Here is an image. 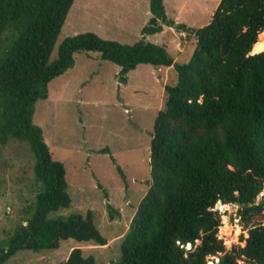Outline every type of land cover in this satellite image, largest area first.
Segmentation results:
<instances>
[{"label": "trees", "instance_id": "16d2710c", "mask_svg": "<svg viewBox=\"0 0 264 264\" xmlns=\"http://www.w3.org/2000/svg\"><path fill=\"white\" fill-rule=\"evenodd\" d=\"M74 1L0 0V148L10 141L26 144L40 188L31 217L0 242V264L21 251L58 250L67 240L107 244L91 211L50 217L71 199L65 168L33 123L49 83L73 68L81 53L117 66L120 84L140 65L171 68L177 77L164 87L150 147V186L116 264H215L208 258L216 264H264V37L258 41L264 0H220L200 29L175 24L163 0H149L150 19L136 43L79 34L66 38L51 62ZM164 26L196 39L187 64L146 40ZM218 203L238 208L242 234L231 250L218 237ZM62 264L96 263L75 248Z\"/></svg>", "mask_w": 264, "mask_h": 264}, {"label": "rangeland", "instance_id": "374dc122", "mask_svg": "<svg viewBox=\"0 0 264 264\" xmlns=\"http://www.w3.org/2000/svg\"><path fill=\"white\" fill-rule=\"evenodd\" d=\"M163 2L167 17L175 24L200 29L210 22L220 0ZM149 19V0H75L50 61L57 59L58 48L66 38L79 34L93 33L104 40L132 45L140 40ZM178 33L174 27L164 26L160 34L146 40L165 47L177 63L187 64L196 49V39ZM261 36L264 32L258 41ZM74 60L73 68L49 83L48 99L36 103L33 123L41 128L53 159L65 168L71 199L67 209L50 217L91 211L94 225L107 244L67 240L58 250L18 252L6 264H62L75 248L96 264H116L120 245L149 189L154 121L164 108V87L177 82L176 73L171 68L158 72L140 65L127 75L126 84H120L119 68L100 60L98 54L81 53ZM33 166L26 144L10 141L0 148V242L33 213L40 191ZM216 209L222 219L218 237L231 250L242 234L238 208ZM208 260L218 262L216 258Z\"/></svg>", "mask_w": 264, "mask_h": 264}, {"label": "crops", "instance_id": "0c3cea01", "mask_svg": "<svg viewBox=\"0 0 264 264\" xmlns=\"http://www.w3.org/2000/svg\"><path fill=\"white\" fill-rule=\"evenodd\" d=\"M169 19H171V18H169ZM172 20V19H171ZM149 21V20H148ZM175 21V20H174ZM185 25V24H184ZM187 26V25H186ZM187 27H189V26H187ZM164 28V27H163ZM189 28H191V27H189ZM194 29V28H193ZM181 37H186V35L187 34H185V33H178ZM149 37H147V39H148ZM167 50V49H166ZM178 51L179 52H182V50H181V48L180 47H178ZM175 62H176V60L175 59H173ZM161 69L162 68H159V69H157V71L159 72V71H161ZM166 69H170V68H166Z\"/></svg>", "mask_w": 264, "mask_h": 264}, {"label": "water", "instance_id": "95a60500", "mask_svg": "<svg viewBox=\"0 0 264 264\" xmlns=\"http://www.w3.org/2000/svg\"><path fill=\"white\" fill-rule=\"evenodd\" d=\"M263 51H264V50H263ZM261 52H262V51H261ZM217 207H221V204H220V203H218V204H217Z\"/></svg>", "mask_w": 264, "mask_h": 264}]
</instances>
